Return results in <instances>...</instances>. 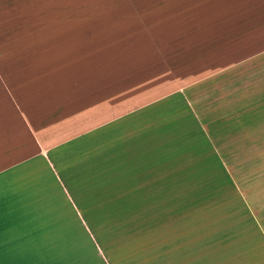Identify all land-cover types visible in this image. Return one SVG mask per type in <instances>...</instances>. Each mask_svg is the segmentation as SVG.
Returning <instances> with one entry per match:
<instances>
[{
	"label": "crops",
	"instance_id": "obj_1",
	"mask_svg": "<svg viewBox=\"0 0 264 264\" xmlns=\"http://www.w3.org/2000/svg\"><path fill=\"white\" fill-rule=\"evenodd\" d=\"M28 37H40L39 50L24 43ZM40 54L69 69L88 68L94 54L97 62L124 59L134 68L170 71L183 87L48 142L40 138V114L37 126L22 122L28 85L40 84ZM229 108L240 112L223 111ZM263 115L264 0H0V183L6 186L0 200L11 196L18 177L25 198L33 185L58 205L61 196L98 264L236 260L206 255L203 227L194 237L177 221L194 186L221 179L198 170L226 162L204 160L205 150L216 148L209 134L221 131L214 118ZM14 130L21 139L13 140ZM25 202L20 211L28 215ZM53 203L31 210L33 226L40 229V212L52 211ZM10 213L11 205L0 204V245H13L14 231L28 228L27 215L14 223Z\"/></svg>",
	"mask_w": 264,
	"mask_h": 264
},
{
	"label": "rangeland",
	"instance_id": "obj_2",
	"mask_svg": "<svg viewBox=\"0 0 264 264\" xmlns=\"http://www.w3.org/2000/svg\"><path fill=\"white\" fill-rule=\"evenodd\" d=\"M24 43L40 49V37H28ZM97 58L100 54H94V62L86 69H69L57 67L51 54H40V72L35 76L40 84L28 85L27 114L22 122L28 121L30 127L37 126L40 114V138L49 142L183 87L174 83L178 79L172 78L170 71L134 68L124 59L97 62ZM235 110L240 112L236 108L223 111ZM214 124L220 126L221 131L209 134L216 148L205 150L204 160L208 156H219L226 162L220 166L208 163L198 166V170L221 173V179L194 186L198 191L189 198V209L183 221L177 222L185 223L188 235L194 237L197 226L203 227L201 236L207 238L206 255L218 253L224 258L236 257L230 261L221 259L223 264H264V117L252 120L220 117L214 118ZM21 135V131L14 130L13 140L21 139ZM44 176L49 181L46 172ZM18 178V187H11V196L6 201L2 198L0 204L13 207L7 219L15 223L22 215L25 219L27 214L21 213L20 207L25 210V200H28V228L14 231L17 240L13 245H0V264H98L94 261L97 256L90 245H86V235L66 201L58 196L60 204L53 203L51 197L39 195L35 185L25 190L28 192L25 198L24 190L18 189L24 181ZM5 188L1 182L0 191ZM50 203L55 208L40 212V229L33 226L37 218L31 210ZM57 222L60 228H42L44 224L57 226ZM20 235L29 242L27 245L17 244ZM67 252L71 253L70 258L59 256ZM37 255L39 260H36ZM6 256L13 259L6 260Z\"/></svg>",
	"mask_w": 264,
	"mask_h": 264
}]
</instances>
